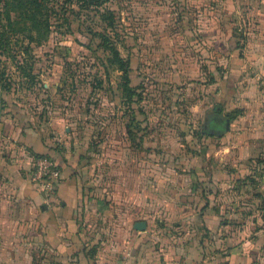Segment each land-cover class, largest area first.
<instances>
[{
	"label": "crops",
	"instance_id": "crops-1",
	"mask_svg": "<svg viewBox=\"0 0 264 264\" xmlns=\"http://www.w3.org/2000/svg\"><path fill=\"white\" fill-rule=\"evenodd\" d=\"M257 11L253 29L240 38L219 39L216 29L218 39H205L201 76L188 91L190 110L206 125L230 122L220 136L202 134L206 143L221 142L212 151L222 162L217 179L189 176L150 187L124 181L118 195L113 181L89 176L92 148L63 111L68 102L53 101L59 91L43 108L62 114H0V264H264V15ZM37 155L53 157L62 171L52 195L29 178ZM187 159L193 164V156ZM192 164L189 175L214 169ZM227 184L236 192L231 206L221 191ZM147 202L168 205L163 216L169 211L184 228L163 231V224L144 220ZM195 219L200 225L190 226ZM137 221L144 230L134 227Z\"/></svg>",
	"mask_w": 264,
	"mask_h": 264
},
{
	"label": "rangeland",
	"instance_id": "rangeland-1",
	"mask_svg": "<svg viewBox=\"0 0 264 264\" xmlns=\"http://www.w3.org/2000/svg\"><path fill=\"white\" fill-rule=\"evenodd\" d=\"M41 2L50 25L38 32L30 28L26 11L13 10L12 0H0V37L7 38L0 43V114H62V108H43L50 105L52 91H59L54 96L63 105L68 102L63 111L92 148L89 176L97 183L113 181L118 195L124 194V181L150 187L189 176L196 181L221 177L216 171L221 157L212 152L221 142H204L207 118L190 110L188 91L201 76L205 39H218L216 29H221L219 39L240 38L246 28L250 32L256 20L252 13L264 15V0ZM29 67L32 80L23 76ZM189 155L193 170L205 162L214 169L197 168L189 175ZM231 190L228 184L221 188L228 206ZM167 207L144 203L141 216L150 224H163V231H181L184 222L169 211L163 216ZM191 225H200L199 219Z\"/></svg>",
	"mask_w": 264,
	"mask_h": 264
},
{
	"label": "built area",
	"instance_id": "built-area-1",
	"mask_svg": "<svg viewBox=\"0 0 264 264\" xmlns=\"http://www.w3.org/2000/svg\"><path fill=\"white\" fill-rule=\"evenodd\" d=\"M29 172L30 180L47 196L55 193L63 178L62 171L56 160L47 155L34 158ZM113 264L128 263L125 261H115Z\"/></svg>",
	"mask_w": 264,
	"mask_h": 264
},
{
	"label": "trees",
	"instance_id": "trees-1",
	"mask_svg": "<svg viewBox=\"0 0 264 264\" xmlns=\"http://www.w3.org/2000/svg\"><path fill=\"white\" fill-rule=\"evenodd\" d=\"M42 0H12L13 3H15L14 5V9L13 10H16V11H26L28 13V16L30 18V28L34 31H38L39 32V29L41 27L45 28V27H48L50 25V19L45 18V13H43L41 7H42ZM87 0H85L86 2ZM27 3H30V6L27 4ZM6 5V3H4ZM29 6V7H25V6ZM37 7H40L39 9ZM4 39H7L5 37V35H1L0 37V43L4 42ZM42 40H45V39H42ZM41 39H31L30 41L31 42H34V43H40V41H42ZM121 62V61H119ZM120 67H122V64L120 63ZM126 66L124 64V73L127 72L124 76V79H125V82L127 81L126 78H129L128 76V72L126 69ZM29 70L26 71L24 70V74L23 76L27 77L29 80H32L35 78L34 75H32L31 73V67L28 68ZM126 70V71H125ZM124 87H126V84L124 83ZM127 90H129L127 88ZM58 99V97H56V99L54 98L53 101L55 102L56 100ZM209 130H210V125H207L205 130H203L204 132L202 133H209ZM211 134V133H209ZM220 136V135H219ZM38 156H45V155H37L35 156L34 158L38 157ZM48 156V155H47Z\"/></svg>",
	"mask_w": 264,
	"mask_h": 264
},
{
	"label": "water",
	"instance_id": "water-1",
	"mask_svg": "<svg viewBox=\"0 0 264 264\" xmlns=\"http://www.w3.org/2000/svg\"><path fill=\"white\" fill-rule=\"evenodd\" d=\"M229 119H222L218 120L216 122L210 123V130L209 133L219 136L222 133L226 132L229 129ZM145 223L144 221H137L134 224V227L138 230H144L145 229Z\"/></svg>",
	"mask_w": 264,
	"mask_h": 264
}]
</instances>
